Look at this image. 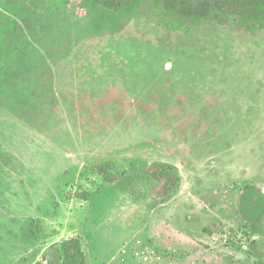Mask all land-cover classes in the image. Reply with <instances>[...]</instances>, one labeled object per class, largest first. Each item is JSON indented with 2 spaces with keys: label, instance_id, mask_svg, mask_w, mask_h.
I'll use <instances>...</instances> for the list:
<instances>
[{
  "label": "rangeland",
  "instance_id": "rangeland-1",
  "mask_svg": "<svg viewBox=\"0 0 264 264\" xmlns=\"http://www.w3.org/2000/svg\"><path fill=\"white\" fill-rule=\"evenodd\" d=\"M70 239L87 264H264L259 23L0 0V264Z\"/></svg>",
  "mask_w": 264,
  "mask_h": 264
},
{
  "label": "trees",
  "instance_id": "trees-1",
  "mask_svg": "<svg viewBox=\"0 0 264 264\" xmlns=\"http://www.w3.org/2000/svg\"><path fill=\"white\" fill-rule=\"evenodd\" d=\"M99 4L111 9H123L132 5L133 0H97ZM165 8L186 20H206L211 17L237 16L244 20L255 21L264 28V0H161ZM175 172V174H174ZM158 180H165L169 187L163 195H170L178 186L180 178L174 167L159 166L155 173ZM253 193L243 199V208L247 214H258L261 204L256 203ZM204 233L213 235L215 230L206 228ZM63 264H87L82 243L79 239H70L61 244Z\"/></svg>",
  "mask_w": 264,
  "mask_h": 264
}]
</instances>
